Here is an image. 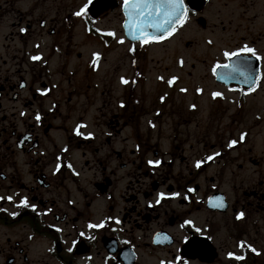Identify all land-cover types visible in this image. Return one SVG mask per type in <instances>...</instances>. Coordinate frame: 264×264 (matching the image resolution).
<instances>
[{
  "label": "flooded vegetation",
  "instance_id": "obj_1",
  "mask_svg": "<svg viewBox=\"0 0 264 264\" xmlns=\"http://www.w3.org/2000/svg\"><path fill=\"white\" fill-rule=\"evenodd\" d=\"M183 7L144 43L124 0H0V264L264 263V0Z\"/></svg>",
  "mask_w": 264,
  "mask_h": 264
},
{
  "label": "snow or ice",
  "instance_id": "obj_2",
  "mask_svg": "<svg viewBox=\"0 0 264 264\" xmlns=\"http://www.w3.org/2000/svg\"><path fill=\"white\" fill-rule=\"evenodd\" d=\"M124 7L128 12L131 20L128 24V29L133 33L134 38H139L142 42L148 43L152 40H158L162 37H154L148 31L147 28L151 26L152 28L158 30H167V25L171 24L173 21H179V18L186 11L183 7V0H124ZM83 11V10H82ZM81 13H77L80 15ZM247 52L251 53L253 56L256 55V51L253 48H249L245 46L243 49H240L239 52H225V56L231 58L237 56L240 53ZM95 55H99L98 53ZM40 56H34L33 59H40ZM223 67L228 69V74L232 73H242V69L237 65L232 64H224L217 65V68ZM215 71V69H214ZM123 79V78H122ZM175 79V78H173ZM127 83V81H124ZM171 83V81H170ZM215 95L219 96L220 93H215ZM39 119V116H37ZM77 133L80 135H84L79 132V127L77 128ZM88 135H91L89 133ZM236 141H232V144H235ZM211 159V157H209ZM149 163L159 164V161H149ZM200 162H197V166L199 167ZM164 196V193L160 194ZM173 195H178V193H174ZM2 199V197H0ZM8 199H12V197H8ZM21 203L25 206L28 205L27 198L23 199ZM221 206H223L221 204ZM34 207V206H33ZM15 215V213L13 214ZM243 216V213L239 214ZM102 225H94V227H101ZM232 255V254H230Z\"/></svg>",
  "mask_w": 264,
  "mask_h": 264
},
{
  "label": "rangeland",
  "instance_id": "obj_3",
  "mask_svg": "<svg viewBox=\"0 0 264 264\" xmlns=\"http://www.w3.org/2000/svg\"><path fill=\"white\" fill-rule=\"evenodd\" d=\"M186 39L185 38H183L182 39V41L184 42ZM167 51H168V53L169 54H172V51H173V49L172 48H170V47H168L167 48ZM169 69H172V70H170V71H168V72H166V76L167 75H169V74H177V75H179V72L177 71V68H173V67H168ZM186 70H187V67H186V69H185V72H186ZM181 74V73H180ZM182 75V74H181ZM183 76V75H182ZM182 83H183V85H187V78L185 77V76H183L182 78ZM180 98L181 97H177V99L176 100H178L179 99V101H181L180 100ZM206 107H208L209 108V104H208V102H207V100H206V98H203L202 99V101H201V108H206ZM254 139H256V138H254ZM253 139V140H254ZM263 139V137L261 136V137H259L258 139H256L257 141H255L254 143H256V153H258V154H262V152L264 151V141L262 140ZM252 140V141H253ZM263 142V144H262V142ZM249 146H252L251 144L249 145ZM216 169H218V167H216ZM257 168H254L253 166H251L249 163H246L245 164V170H247V171H243L242 173H239V174H237V176H243L244 177V183H247V181H253L254 179H256L257 178V176L256 175H253L252 173H250V172H248V171H254V170H256ZM234 170H236V169H234ZM264 170V169H263ZM229 176H231V175H229ZM237 176H235V177H237ZM224 179H226L225 180V183L222 185V187H223V190H225V191H227V192H229V190H231V185L232 184H236V183H240V182H242L243 180L242 179H237V180H235L234 178H224ZM219 181H221L220 179H219ZM230 181H231V183H230ZM230 193V192H229ZM200 216V215H199ZM225 224H227V221H225ZM246 226H248V224H246ZM228 228V224H227V226L225 227V230ZM226 232H228V231H226ZM232 233L233 234H237L238 232H237V230H235V228L233 227L232 228ZM259 234V236H260V233H258ZM251 238H255V237H253L252 235H251ZM247 239V238H246ZM255 242H256V246L257 247H260V248H263L264 249V237L262 236V234H261V236L260 237H258V239H255ZM259 261H264V255H262V257L261 258H259ZM262 264H264V263H262Z\"/></svg>",
  "mask_w": 264,
  "mask_h": 264
}]
</instances>
